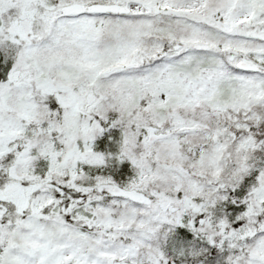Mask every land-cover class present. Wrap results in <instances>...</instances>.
Returning a JSON list of instances; mask_svg holds the SVG:
<instances>
[{"label": "snow or ice", "instance_id": "obj_1", "mask_svg": "<svg viewBox=\"0 0 264 264\" xmlns=\"http://www.w3.org/2000/svg\"><path fill=\"white\" fill-rule=\"evenodd\" d=\"M0 264H264V0H0Z\"/></svg>", "mask_w": 264, "mask_h": 264}]
</instances>
